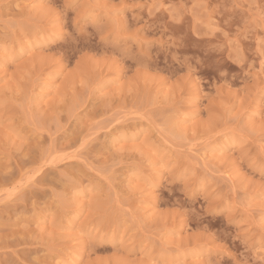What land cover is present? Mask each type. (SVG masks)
<instances>
[{
	"label": "rangeland",
	"instance_id": "1",
	"mask_svg": "<svg viewBox=\"0 0 264 264\" xmlns=\"http://www.w3.org/2000/svg\"><path fill=\"white\" fill-rule=\"evenodd\" d=\"M98 2L119 6L120 0ZM131 2L124 0L128 7L122 10L130 21L133 15L142 18L140 23L156 19V15L149 18L147 7L132 8ZM206 3L211 23L235 35L239 26L225 21L235 19L243 25L239 11H226L227 6L218 0ZM190 6V0H186L185 7ZM72 15L68 13L69 17ZM157 15L167 19L164 13ZM173 27L182 29V33L169 29L166 37L189 38L188 43L173 50L181 59L189 57L195 64L207 49H213L208 53L209 60L227 73L223 95L216 96L215 85L224 83V78L218 80L219 72L211 67L199 68L197 80L203 90L197 97L180 102L178 123L168 93L146 96L144 81L149 73L115 55L110 45L99 42L98 36L95 40L87 35L77 39L72 35L71 23L63 26L61 16L47 7V0H0V46L23 45L32 50L31 56L16 64H6L0 58V145L5 140L12 145L15 138L9 137L7 130L26 127L25 122L33 118L59 120L63 125L60 136L66 138L59 147L68 152L70 141L85 133H98L81 158L83 163L65 162L74 166L66 171L78 180L77 186L92 191L85 197L73 196L71 188L66 189L69 200L61 209L63 220L75 221L77 225L86 221L88 235L60 236L51 214L27 221L23 204L11 210L0 209V264L17 258L43 259L42 253L47 249L40 245L45 241L67 259L78 258L87 241V264H151L160 258L162 243L174 251L203 245L206 251L211 250V259L218 262L259 264L260 231L254 225L264 214V133L258 115L264 107V77L257 74L251 80L245 75L249 68L234 64L227 50L214 49L215 36L205 35L203 29L197 31L191 14ZM262 34L258 29L251 34L241 33L240 46L252 71L259 68L257 41ZM70 45L75 46L72 56L67 54ZM222 103L235 105L224 119L220 118ZM133 112L147 118L140 120ZM236 113L240 114L239 119ZM124 114H128V119L120 127L129 136L138 135L144 141L136 151L131 144L123 152L109 149L108 135L101 131L114 123V116ZM88 117L99 124L89 126ZM4 153H11V159ZM161 160L199 164L201 172L207 163L208 175L216 173L213 186L218 185L226 204L231 202L233 206L231 213L200 215L202 198L191 207L187 205L179 186L169 184L166 172L153 167ZM44 163L39 151L34 158L25 159L23 154L15 153L14 147H0V175L11 166L16 170V179L27 178L29 171ZM44 171L51 177L52 169ZM61 189L62 184L57 190ZM49 197L45 199L54 207ZM192 208L196 210L194 214ZM177 217L181 220L179 225ZM174 225V236L162 238L161 229L171 230ZM187 258L191 260L192 256Z\"/></svg>",
	"mask_w": 264,
	"mask_h": 264
},
{
	"label": "snow or ice",
	"instance_id": "2",
	"mask_svg": "<svg viewBox=\"0 0 264 264\" xmlns=\"http://www.w3.org/2000/svg\"><path fill=\"white\" fill-rule=\"evenodd\" d=\"M47 7L57 16H63L68 9H72L75 6L62 4L60 0H47ZM127 7L128 5L126 4L119 6H108L107 4L96 5V7L85 14L83 22L77 25L76 31L81 34L77 39H82L87 35L95 40L98 36L101 44L118 47L122 59L134 60L140 66H144L148 49L151 48V42L142 37L140 30L134 31L130 25H124L119 19L122 10ZM136 7H143V5H137ZM147 7L149 16L156 15L155 20L149 21L148 27H151L153 31L148 32V36H152L156 32H161L166 35L169 29L173 32L182 33V29H177L173 26L180 24L184 16L189 14L185 5L173 2V0H152V3ZM208 8L209 6L204 0H196V3L192 5L193 11L191 15L198 26L197 31L203 29L206 30L204 32L205 35H214L217 42L212 47L217 50H227L234 64L240 65L241 68H249V71L245 75L251 80L254 81L257 74L264 77V34L257 41V53L260 57L259 68L252 71L251 66L247 64V59L243 55V50L240 46L241 33L247 34L249 29L245 25H240L239 20L233 19L231 21H225V23L234 22L239 26V30L235 35L230 31H222L219 26L211 23V17L207 15ZM160 13L166 14L167 19H164L161 15H157ZM72 35L75 36V32ZM122 41L124 43H121ZM174 42L180 47L188 43L189 38L186 35H179L174 39ZM137 48H139V51H137ZM31 55L32 50L30 47H24L23 45H20L18 48L15 46L9 48L7 45L0 46V58L6 64L23 62ZM188 66L191 67V64L189 63ZM213 67L215 71L219 72L218 80L220 78H224L225 80L224 83L218 82L215 85V95L222 96L223 90L227 86V75L222 70V66L213 65ZM175 87L183 92V86L179 81L176 82ZM132 115L140 120L147 118L145 114L139 112H133ZM235 115L239 119L240 114L236 113ZM258 115L261 130L264 133V107L260 109ZM255 116L256 114L254 113L253 119ZM126 119H128V114L114 116V123L110 122L107 127L101 129V131L108 135V139L110 140L108 144L109 149L116 152H123L126 150V146L131 144L133 145L132 150L136 151L144 144V141L140 140L138 135L129 136L127 130H123L120 127ZM88 120L89 126L99 124V121L92 120L90 117H88ZM25 123L26 127L9 128L7 130L8 136L14 137L15 141L19 142L18 145L15 141H13L12 145H9L7 140H5L0 147H14L15 153L23 154L25 159L35 157L37 151H39L43 155L45 163L38 169L29 171L27 178L22 177L21 179H16V170L12 167H9L5 174L0 175V209L11 210L14 206L23 204L24 211L27 213L25 217L27 221L37 219L41 216L46 218L48 214H51L56 230L60 236L67 233H75L81 237L88 235L89 226L86 221H80L79 225H77L75 221L65 223L63 220L61 209L69 200V194L66 189L71 188L73 196L84 195L85 197L92 191V189L83 191L77 186L78 180L66 171V169L74 166L65 162L79 160L83 163L81 158L89 151L92 142L95 140V135L98 133H85L81 138L70 141L71 152H68L59 147L61 141L66 139L60 136L63 125L60 124L59 120L47 121L43 118H33L30 122L26 121ZM53 125H55V129ZM188 151H191V148ZM4 154L8 155V158L11 159V153ZM177 164H170L168 161L161 160L158 165L153 164V167L168 171L176 167ZM200 167L199 164H191L190 167L185 166L183 172L173 178L183 182L186 185V191L195 192L197 197L203 193V198L208 204L209 214L222 215L226 212L230 214L233 208L231 202L226 204V197L222 194V189L218 185L213 186L215 183L213 176L216 173L213 172L212 175H208L210 169L207 163L204 165L203 172L200 171ZM45 168L53 170L51 177H49V173L44 171ZM61 184L64 185V189L57 190ZM49 193H51L50 197ZM46 197L50 198L54 207L48 203V200L45 199ZM261 205L264 206V192L261 193ZM58 217L59 222L57 223ZM254 226L258 227L260 231L259 264H264V214L260 216L259 221ZM25 227L27 228V223ZM249 230L246 229L245 231L247 232ZM172 234L174 235L175 233ZM41 239L43 240V237ZM197 239H199L198 236ZM245 243H247L246 239ZM87 246V241H85L79 257L67 259L53 247V244L45 241L40 245V247L47 249V251L42 253L43 259L37 256L31 260L21 261L17 258L6 262V264H87L84 259ZM9 251L11 250L9 249ZM219 254L217 252V255ZM191 256V264H233L231 260L218 262L211 259V250L206 251L203 245L194 247ZM205 256H208L209 259H205ZM151 264H156V262L152 261ZM235 264H244V262L237 260Z\"/></svg>",
	"mask_w": 264,
	"mask_h": 264
},
{
	"label": "clouds",
	"instance_id": "3",
	"mask_svg": "<svg viewBox=\"0 0 264 264\" xmlns=\"http://www.w3.org/2000/svg\"><path fill=\"white\" fill-rule=\"evenodd\" d=\"M186 0H181V3L185 5ZM206 3V0H204ZM219 3L226 5V11H236L238 10L241 16L243 17V25H245L249 31L247 34L254 33L257 29L264 33V0H218ZM62 4L74 5L72 9H68L63 16V26H68L71 23L73 27V32L75 36H79V32L76 31L77 25L83 22L85 14L91 11L96 5H103L98 2V0H61ZM152 3V0H132L130 7L132 8H144ZM191 6L187 8L188 13L191 14L193 9L192 5L196 3V0H190ZM125 4L124 0H120L119 5ZM137 5H143V7H136ZM148 9V7H147ZM72 13L71 17L68 16V13ZM149 16V15H148ZM152 16H149L151 18ZM119 19L124 23V25H130L131 28L135 30H140L142 37L151 42V48L148 49L146 63L144 66H140L136 61L130 60L132 65L137 68V70H143L149 73L145 77L144 81V90L148 98H151L155 95H164L168 93L169 96L173 99V108L174 113L177 116V123L179 122V108L180 102L185 98H195L203 90V86L200 81L197 80L199 75L200 67H211L214 69L213 65H219L214 61L209 60L208 53L213 49H207L205 54L201 58H197L195 64H193L189 57L180 58L179 55L174 49L179 48L174 42L173 37L165 36L163 33L159 32V35L156 33L152 36H148L147 33L153 31L151 27H148L149 21L146 20L143 23H140L141 17L133 15L131 21L128 17L121 15ZM138 24L139 27L135 25ZM227 24V23H226ZM79 41H77L78 45ZM121 43H124L123 41ZM111 46V45H110ZM74 47L70 45L67 54L69 56L74 55ZM113 52L115 55L121 58L120 50L118 47H113ZM139 51V48H137ZM161 54H163V59H161ZM122 59V58H121ZM125 60V59H124ZM191 64V67L188 64ZM215 70V69H214ZM227 75V73L224 71ZM179 81L183 86V92L176 89V82ZM198 92V95H197ZM222 111L220 118L224 119L229 117L233 112L235 105H228L222 103L220 105ZM158 165V164H157ZM190 167V163H185L180 161L176 167L171 168L166 172L165 179L169 184H174L179 186L180 190L185 195V203L190 207L195 205L197 200L202 198V207L199 210L200 215L209 214L208 213V204L203 198V193L199 197L195 192L186 191V185L181 182L179 179H174L173 177L178 176L183 172L184 167ZM156 170H159L155 168ZM145 187H150V185L145 184ZM195 208H192V214L195 213ZM181 223L180 217L176 218V225ZM171 230L165 228L161 229L162 238L166 236H174L175 226ZM184 248L173 250L171 247L161 244L160 258L155 260L156 264H191V260L188 259V256H191L192 249ZM183 256L185 258L181 259Z\"/></svg>",
	"mask_w": 264,
	"mask_h": 264
},
{
	"label": "bare ground",
	"instance_id": "4",
	"mask_svg": "<svg viewBox=\"0 0 264 264\" xmlns=\"http://www.w3.org/2000/svg\"><path fill=\"white\" fill-rule=\"evenodd\" d=\"M52 74V73H51ZM49 92V91H48ZM22 158H24V157H22ZM34 158V157H33ZM23 160V159H22ZM25 161V160H24ZM18 162V161H17ZM27 162V161H26ZM9 167H11V166H9ZM8 168V167H7ZM18 168V167H17ZM15 169V168H14Z\"/></svg>",
	"mask_w": 264,
	"mask_h": 264
}]
</instances>
